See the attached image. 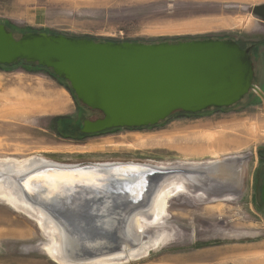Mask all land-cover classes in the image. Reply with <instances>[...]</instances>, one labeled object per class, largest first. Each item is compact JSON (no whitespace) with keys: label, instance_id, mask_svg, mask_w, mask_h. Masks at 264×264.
Returning a JSON list of instances; mask_svg holds the SVG:
<instances>
[{"label":"rangeland","instance_id":"374dc122","mask_svg":"<svg viewBox=\"0 0 264 264\" xmlns=\"http://www.w3.org/2000/svg\"><path fill=\"white\" fill-rule=\"evenodd\" d=\"M0 23L17 38L46 32L143 43L243 40L264 36V0H0ZM66 86L44 70L0 66V160L43 157L65 165L169 168L244 161L233 164L238 170L222 171L233 183L200 178V187L172 192L159 220L140 222L145 239L160 237L156 246L144 257L110 264H264V57L254 70L255 88L235 105L176 112L143 128L84 135L83 120L101 114L77 104L70 93L69 118L53 119L57 114L50 110L56 99L66 100ZM180 179L173 178L171 187ZM12 204L0 197V264H62L52 254L53 236ZM125 231L120 228L122 238Z\"/></svg>","mask_w":264,"mask_h":264},{"label":"water","instance_id":"95a60500","mask_svg":"<svg viewBox=\"0 0 264 264\" xmlns=\"http://www.w3.org/2000/svg\"><path fill=\"white\" fill-rule=\"evenodd\" d=\"M250 51L231 38L143 43L46 32H26L17 38L0 23V65L23 61L50 69L69 84L81 105L100 112L96 119L83 120L79 131L84 135L154 126L176 112L195 114L235 105L255 88ZM234 159L225 162L237 163ZM71 166L68 169L85 170L75 179L92 181L94 186L45 187L30 181L29 191L23 181L34 173L17 180L27 200L46 210L64 229L65 251L76 262L112 252L117 247L112 244L114 238L119 237L126 219L148 203L164 177L192 171L211 183L225 179L208 167L161 169L151 163ZM111 169L119 170L121 176L99 174ZM261 200L264 204V185ZM101 228H113L107 242L100 235L106 236ZM91 237L102 239L94 242Z\"/></svg>","mask_w":264,"mask_h":264},{"label":"bare ground","instance_id":"6f19581e","mask_svg":"<svg viewBox=\"0 0 264 264\" xmlns=\"http://www.w3.org/2000/svg\"><path fill=\"white\" fill-rule=\"evenodd\" d=\"M242 157H235L234 160H239L238 162L243 163L244 161L241 159ZM230 158L212 161L205 164H184L183 167L186 168H203L208 167L212 169L214 175L219 178L225 177L222 174V171L231 169L234 163H227L226 160ZM51 160L45 159L43 157H31L26 158L22 161L17 160H0V197L6 198L10 200L16 208L28 213L29 215L36 218L42 227L48 231L54 238L55 242L52 247V254L56 258L57 261L62 264H110L119 262L121 260L132 259L133 257H144L151 251L159 241V236H150L145 239V236L142 232L145 231V227H140V222L144 223L145 226L155 223L157 220L162 217L164 212V206L166 200L172 195V192H178L183 190L184 188H188L189 190L196 189L197 185L195 182H198V178L196 173L194 174L192 171H184V172H175L170 174L168 177H164L158 185L156 189H154L150 198L148 199V203L140 208L141 211L137 210L134 212L133 216L130 215L125 223V238H114L113 245L116 243V248L109 254H101L92 259L76 262L69 258L67 252L65 251V244L67 243V235L65 234L64 229L58 224V222L43 208L32 204L25 197L22 187L18 183L19 177H27L31 173H35L38 170H47V169H68L71 168V165H65L62 163L49 162ZM225 162L223 165L221 163ZM180 164V163H179ZM162 165V164H161ZM226 165V166H225ZM159 166V165H158ZM166 166V165H165ZM161 169H174L175 167H163L159 166ZM239 166H235L231 170H238ZM227 172V171H226ZM91 174V173H88ZM99 174H106V176L110 174L120 175L119 170L111 169L107 171L100 172ZM123 175V174H122ZM195 175V177H193ZM93 177L94 175H88ZM169 178V179H168ZM171 178V179H170ZM173 178H181L177 185H173ZM196 178V179H195ZM200 179V178H199ZM202 180V179H201ZM177 181V180H176ZM196 186V187H195ZM172 188V190H171ZM185 190V189H184ZM191 192V191H190ZM225 195V194H224ZM212 197V196H211ZM132 216V217H131ZM132 219V220H131ZM134 226V227H133ZM102 229V228H101ZM113 228H103L102 231L106 233L100 234L105 242L108 240L107 238L110 236V231ZM120 232V230H119ZM128 232L130 234L128 235ZM121 233V232H120ZM115 237V234H114ZM101 238V239H102ZM100 238H92L90 240L94 242H98ZM100 239V240H101ZM145 239V240H144ZM137 245H135V244ZM115 246V245H114ZM134 259V258H133Z\"/></svg>","mask_w":264,"mask_h":264},{"label":"snow or ice","instance_id":"6c2138e0","mask_svg":"<svg viewBox=\"0 0 264 264\" xmlns=\"http://www.w3.org/2000/svg\"><path fill=\"white\" fill-rule=\"evenodd\" d=\"M85 174V170L76 169H60V170H53L47 169L45 171H37L34 174H31L27 177L26 180L23 181L26 188H31L29 186L30 181L42 182L45 187L52 185H64V186H75L76 183L87 184L89 186H94L92 181H80L75 179L81 175ZM59 190V189H57Z\"/></svg>","mask_w":264,"mask_h":264},{"label":"flooded vegetation","instance_id":"af4514ba","mask_svg":"<svg viewBox=\"0 0 264 264\" xmlns=\"http://www.w3.org/2000/svg\"><path fill=\"white\" fill-rule=\"evenodd\" d=\"M231 39L235 40L243 49L250 48V59L252 62L253 70H255L256 67H259V64L263 61L264 57V36L260 38H257L255 36L247 37L243 40H239L237 38Z\"/></svg>","mask_w":264,"mask_h":264},{"label":"trees","instance_id":"16d2710c","mask_svg":"<svg viewBox=\"0 0 264 264\" xmlns=\"http://www.w3.org/2000/svg\"><path fill=\"white\" fill-rule=\"evenodd\" d=\"M87 38H88V37H87ZM17 64H22L25 68H29V69L44 70V71H46L50 76L56 78V76L53 74V72H52L50 69H47V68L42 67V66H39L38 64L26 63V62H23V61H20V62H18ZM17 64H15V65H17ZM0 66H2V65H0ZM7 67H10V66H7ZM60 81L63 82V83H65V85H67V86H66L67 91H69V93L71 94L72 98H73V99L75 100V102H77V104H78L79 102L76 100V97H75L73 91L71 90L69 84H68L66 81H64L63 79H60ZM79 104H80V103H79ZM183 113H184V112H183ZM187 114H190V113H187ZM68 118H69V116H54V117H53V119H55V120H65V119H68ZM148 127H149V126H148ZM140 128H143V127H140ZM130 129H132V128H130Z\"/></svg>","mask_w":264,"mask_h":264},{"label":"crops","instance_id":"0c3cea01","mask_svg":"<svg viewBox=\"0 0 264 264\" xmlns=\"http://www.w3.org/2000/svg\"><path fill=\"white\" fill-rule=\"evenodd\" d=\"M66 90L64 89L65 91L64 93H66L67 95L66 100L56 99L57 106L54 109L50 110V112H53V114H57L55 116H69V99H68L69 91ZM40 108L43 109V111L45 110L42 107ZM44 112H49V111L45 110Z\"/></svg>","mask_w":264,"mask_h":264}]
</instances>
